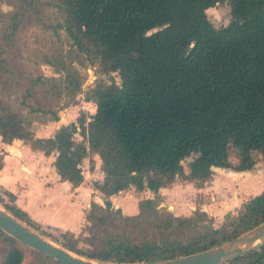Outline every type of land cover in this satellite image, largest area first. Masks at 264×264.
<instances>
[{"label":"trees","instance_id":"1","mask_svg":"<svg viewBox=\"0 0 264 264\" xmlns=\"http://www.w3.org/2000/svg\"><path fill=\"white\" fill-rule=\"evenodd\" d=\"M8 15L0 44V79H16L11 47L18 17L35 0H22ZM64 29L76 48L90 56L103 74L117 72L88 90L96 105L81 127L63 125L38 137L21 110L0 98V136L4 143L22 140L33 151L53 155V166L72 187L84 181L79 165L97 154L103 179L93 183L103 203L91 201L85 211L90 233L82 239L63 234L61 244L87 258L111 262H149L205 250L264 221V189L245 201L237 214L228 212L218 225L161 211L156 198L138 202V213L126 216L110 196L133 187L157 192L176 179L203 186L214 167L249 170L254 153L264 165V0H54ZM228 2L231 21L215 27L208 8ZM42 63L58 77L28 78L21 105L29 113H48L58 120L53 104L81 91L85 78L58 51L41 52ZM78 132L82 140L73 137ZM234 149L237 164L230 162ZM191 157L184 169L182 162ZM1 166V164H0ZM93 167V166H92ZM5 193V208L39 229L37 222ZM0 201H2L0 199ZM199 223V224H198ZM198 224V225H197ZM198 228L193 229L194 227ZM193 232L185 240L176 234ZM0 264H22L26 246L0 229ZM48 264H61L41 254ZM223 264H264V247Z\"/></svg>","mask_w":264,"mask_h":264},{"label":"rangeland","instance_id":"2","mask_svg":"<svg viewBox=\"0 0 264 264\" xmlns=\"http://www.w3.org/2000/svg\"><path fill=\"white\" fill-rule=\"evenodd\" d=\"M35 1V8L29 6L28 8L19 10L22 14L18 17V28L15 30L11 47V56L16 63V70L14 72L17 73V76L16 79L9 80L7 83L2 82L0 79V98L13 109L23 112L26 122L30 124L36 136L46 137L52 135L57 128L63 125L74 124L78 128L81 127L82 117L89 120L90 116L96 111L94 102L87 97L88 90L93 88L100 80L110 81L113 78L116 83H120V78L117 72H111L110 74L101 73L98 65L92 63L90 56L80 52L73 45L72 40L64 29L58 27L62 22V12L54 0ZM21 4L25 6L24 4L26 3L22 0H0V44L5 40L3 28L7 23L8 15L17 11V6ZM206 14L210 22L217 28L226 26L231 21V7L228 2L219 3L208 8ZM42 51H58L66 62H72L73 66L85 78L81 91L75 98L70 99L65 97L53 104V108L58 111V120H53L52 115L48 113H29L28 108L21 105V96L28 85V78H35L38 74H43L47 77L59 76L55 72L54 67L42 63ZM72 133L75 140H82L78 132L73 131ZM5 151L7 153L10 152L11 158L7 157L4 162L13 170L19 168L26 170L29 174H38L39 169L51 170L53 156L44 157L43 155L31 153L28 146L22 141H15L11 146H3L0 141V164L3 163L2 160L4 159L2 157ZM229 159L232 164H237L238 160L234 149L230 150ZM190 160L191 157L186 158L182 162L185 170H187V164ZM254 160L255 165L251 170L256 172L260 171V175L264 176V166L262 165L260 154L254 153ZM100 164L101 160L97 157L91 156L83 160L81 164L84 170L83 186L93 185L94 182L99 181L101 175L98 173V168ZM218 176L215 173V176L211 177L200 191H195L191 185L182 187V184L186 183L180 182L181 180L178 178L176 182L178 187L175 185L176 189L162 190L155 196L160 210L170 212L175 216H190L195 219L197 218L195 212L201 211L206 215L200 221V224L207 223L218 226L223 221L226 213H238L236 212L237 206L231 202L230 198L237 194L239 197L238 202L241 203L249 191H251L248 190V186H245L246 184L240 186L235 180L231 181L226 177L223 179L229 180V185H219L216 181ZM260 182L264 183V177L260 179ZM5 190V188L0 186V199L2 200L0 201V207L4 209L6 208L3 202H10V198L5 193ZM83 191L81 188L80 193ZM132 194V190L131 192L127 190L113 195L110 199L112 205L118 207L120 204L126 202L136 204L137 197L135 193L134 196ZM80 199V201L76 200L79 210L88 201V198L84 196L83 198L80 197ZM99 202L103 203L102 201ZM122 213L126 216H131L123 211ZM21 221L27 224L25 221ZM197 225L193 229L198 228L199 226ZM33 229L44 235L47 239L60 245L62 244L58 241V235L60 234L63 237V234L68 231L62 227H55L49 224L39 225V229ZM193 229L186 228L181 230L177 232L176 236L181 240H185L192 234ZM49 230L54 231L56 234H49L47 232ZM89 233L90 229L84 218L83 223H80L74 232L76 237H81L78 243V247L81 250H92L93 248L88 242L82 239L83 236H88ZM24 252L22 264H48L39 252L28 247L25 248ZM79 255L86 257L82 254Z\"/></svg>","mask_w":264,"mask_h":264},{"label":"crops","instance_id":"3","mask_svg":"<svg viewBox=\"0 0 264 264\" xmlns=\"http://www.w3.org/2000/svg\"><path fill=\"white\" fill-rule=\"evenodd\" d=\"M15 141L22 140H14L13 142ZM13 142L4 143L1 141L3 146H11ZM26 146L28 145L26 144ZM28 148L31 153L43 155L44 157L53 156H46L40 151H33L29 146ZM7 157L11 158L10 152H3L2 159L4 160H2L3 163L0 166V186L12 192L15 195V204L24 210L28 216L39 225L49 224L55 227H62L74 233L78 228V225L83 223L85 211L90 207L91 199L93 198L92 201H98V203H100L99 201L103 202V194L94 189L93 185L83 186L82 183L77 187H72L69 182L62 181L53 164L51 170L49 171L45 169H39L38 174H29L26 170L19 168L13 170L9 165H6L4 161ZM92 157L99 158L97 154H94ZM257 172L252 171L251 169L238 171L232 168L214 167L211 177L215 176V173L218 174L219 176L217 177L218 179L216 178V181L219 183V185H229L230 181L223 179L226 177L231 181L235 180V182H237L240 186L243 184L248 186V190L251 191H249L241 203L238 202L239 197L237 194L230 198L231 202L237 206L236 212H238L245 201H247L251 196L260 193L264 189V183L260 182V179L264 176L260 175V171ZM176 182L177 179L172 185L161 187L157 192L149 189L138 192L133 187H131L128 190L130 192L131 190L133 191V196L135 193L137 197L136 204L126 202L120 204L118 207L121 208L124 213H127L128 215H134L139 211L138 201L144 198H154L159 193V191L162 190L176 189V186L178 187ZM180 182L186 183L182 184V187L191 185L194 187L195 191L202 190L205 185L204 184L201 187H196L192 182L184 180H181ZM81 188L84 191L80 193ZM83 196L88 198V201L86 202L85 206L79 210V207L77 208L78 203L76 204V200L80 201V197L83 198ZM112 196H110V199ZM81 220L82 222H80Z\"/></svg>","mask_w":264,"mask_h":264},{"label":"water","instance_id":"4","mask_svg":"<svg viewBox=\"0 0 264 264\" xmlns=\"http://www.w3.org/2000/svg\"><path fill=\"white\" fill-rule=\"evenodd\" d=\"M0 229L26 247L61 264H223L264 247V221L220 245L187 255L149 262H111L83 257L47 239L3 207H0Z\"/></svg>","mask_w":264,"mask_h":264},{"label":"built area","instance_id":"5","mask_svg":"<svg viewBox=\"0 0 264 264\" xmlns=\"http://www.w3.org/2000/svg\"><path fill=\"white\" fill-rule=\"evenodd\" d=\"M95 104V103H94ZM94 108H96V105H94ZM82 164V163H81ZM79 165V167L81 168V171H82V174L84 175V170H83V168H82V165ZM98 173L101 175L100 176V179L102 180L103 179V172H102V170H101V168L99 167L98 168ZM99 179V180H100ZM49 234H51V235H54V234H56L54 231H47ZM59 237H58V241L59 242H61L62 240H63V237L62 236H60V234L58 235ZM62 237V238H61Z\"/></svg>","mask_w":264,"mask_h":264},{"label":"bare ground","instance_id":"6","mask_svg":"<svg viewBox=\"0 0 264 264\" xmlns=\"http://www.w3.org/2000/svg\"><path fill=\"white\" fill-rule=\"evenodd\" d=\"M172 207V206H171Z\"/></svg>","mask_w":264,"mask_h":264}]
</instances>
